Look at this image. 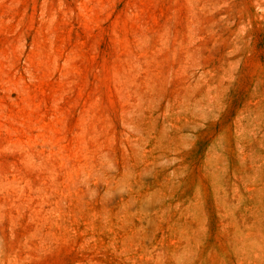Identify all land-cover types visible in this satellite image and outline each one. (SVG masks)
Wrapping results in <instances>:
<instances>
[{
	"label": "rangeland",
	"instance_id": "374dc122",
	"mask_svg": "<svg viewBox=\"0 0 264 264\" xmlns=\"http://www.w3.org/2000/svg\"><path fill=\"white\" fill-rule=\"evenodd\" d=\"M0 264H264V0H0Z\"/></svg>",
	"mask_w": 264,
	"mask_h": 264
}]
</instances>
